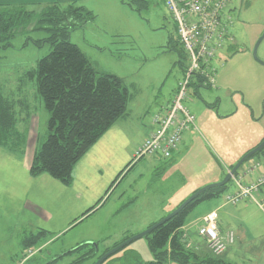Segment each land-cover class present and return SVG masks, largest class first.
<instances>
[{"label": "rangeland", "instance_id": "374dc122", "mask_svg": "<svg viewBox=\"0 0 264 264\" xmlns=\"http://www.w3.org/2000/svg\"><path fill=\"white\" fill-rule=\"evenodd\" d=\"M148 2V7L139 13L118 0L89 4L87 9L95 19L71 33L70 41L98 73L121 78L130 93L133 90L129 85L134 83L140 92L129 106L130 119L115 122L93 145L91 153L74 167L69 186L45 175L56 185L51 186L40 177L31 181L34 183L30 189L19 188L14 176L17 172L1 170L7 161L2 156L0 264H95L105 248L112 249L114 243L125 237L129 239L146 231L148 225L167 217L197 190L220 182L222 174L243 157L239 155L245 148L264 137L258 123L264 112V66L252 56L253 47L264 32V0H231L228 14L233 22L230 34L235 43L230 50L223 48L216 54L215 87H201L197 95L189 89L191 97L186 105L195 118V130L189 132L191 140L181 145L170 161L148 157L135 161L137 164L125 171L124 177L110 189L107 199L78 219L105 195L118 174L133 160V148L144 140V127L152 130V115L169 102L171 91L182 75L174 23L161 2ZM70 3L58 2L62 7ZM45 37L44 31L26 30L14 36L10 48L0 51L3 93L15 92L22 75L48 54L51 46L37 42ZM257 58L264 62V39ZM186 63V58H181V65ZM25 86L32 114L20 127L26 128L24 150L28 147L31 154L46 136L48 115L34 82H26ZM113 133L125 150L117 149ZM108 141L110 146L101 148ZM0 154L13 160L23 158L25 153L10 154L0 148ZM252 160L262 157L251 158L241 169ZM41 231L45 235L35 245L26 247L22 243L27 235ZM83 244L84 248L78 252L64 255ZM29 251L33 255L26 259ZM89 251H92L89 256L81 258ZM131 253L143 262L153 259L148 239L142 237L102 264H112V260Z\"/></svg>", "mask_w": 264, "mask_h": 264}, {"label": "trees", "instance_id": "16d2710c", "mask_svg": "<svg viewBox=\"0 0 264 264\" xmlns=\"http://www.w3.org/2000/svg\"><path fill=\"white\" fill-rule=\"evenodd\" d=\"M118 1L138 13L146 9L149 4L148 0ZM94 19L95 16L91 11L76 3H70L64 7L56 2L43 6L22 4L0 6V51L10 48L14 36L26 30L30 32L44 31L47 37L37 42L41 44L48 43L51 46L48 54L38 60L34 68L27 70L22 75L21 85L15 92L3 93L0 89V148L5 149L8 153L15 155L25 153L26 128L22 130L20 125L27 123L32 114L30 95L25 86L26 82H34L36 93L48 115L46 136L38 142L33 153L29 168L31 177L45 174L61 184L69 186L72 182L73 168L77 162L115 122L125 119L128 115V105L137 92L134 86L130 85L133 90V93H130L121 78L107 73H98L79 47L70 41V35L75 29L83 28ZM169 43H173L172 39H169ZM234 43L235 41L228 46L229 50L234 46ZM176 45L179 48L178 64L181 67L182 75L178 79L175 89L188 68L187 56L178 39ZM181 58H186L187 63L185 66L181 65ZM201 87L214 88L215 84L214 87H211L205 84L202 78L192 77L187 91L188 98L183 103L188 110L186 101L191 97L189 89L192 88L194 95H197L198 89ZM171 99L172 97L165 106L159 108L157 113L167 109ZM263 140L264 137L254 148ZM172 157L164 161H170ZM254 157L264 158V147L251 158ZM143 158L130 161L109 186L105 195L78 219L93 212L104 199H107L106 196L110 189L121 177H124L125 171L128 172ZM251 158L246 160L244 164ZM135 161L137 162L135 163ZM233 167L230 166L229 170ZM239 169L234 174L235 176L239 173ZM231 190L232 180L230 179L222 187H214L205 191L171 219L145 236L148 239L149 249L153 254L151 261L143 262L137 254L131 253L116 258L111 263L231 264L221 260L220 255H213L203 240V243L191 244L184 231L187 217L193 210L203 203L221 199ZM128 205L125 204L124 206ZM44 235V231L39 232L37 235H27L22 243L26 247L35 245ZM127 239L128 237H125L121 242L115 244L112 249ZM84 246V244L78 246L64 255L78 252ZM110 250L111 248L106 249L103 255ZM199 250H201V254ZM91 252L89 251L87 255L84 254L81 258L89 256ZM59 258H55L51 263Z\"/></svg>", "mask_w": 264, "mask_h": 264}, {"label": "built area", "instance_id": "2783aa9c", "mask_svg": "<svg viewBox=\"0 0 264 264\" xmlns=\"http://www.w3.org/2000/svg\"><path fill=\"white\" fill-rule=\"evenodd\" d=\"M158 1L174 23L178 42L187 56L188 68L177 84L169 107L152 115L153 128L134 152V160L155 156L169 160L178 151L183 133L195 130V118L183 104L188 98L190 80L198 76L205 84L214 87L216 67L213 62L216 54L234 42L228 14L231 0ZM258 167L257 162L246 164L242 172L232 176V190L221 198L223 204L236 206L248 201L264 213V173L253 181L243 179ZM196 234L215 256L223 254L235 241L234 232L222 234L219 231L215 211L200 219ZM32 255L29 251L25 258Z\"/></svg>", "mask_w": 264, "mask_h": 264}, {"label": "crops", "instance_id": "0c3cea01", "mask_svg": "<svg viewBox=\"0 0 264 264\" xmlns=\"http://www.w3.org/2000/svg\"><path fill=\"white\" fill-rule=\"evenodd\" d=\"M63 3V2H80L86 9L89 4H101L104 2V0H0V6L2 5H41V4H50V3ZM89 10V9H87ZM124 81V80H123ZM131 86H134V89H136V94L133 96L132 101L128 105V115L125 119L119 120V123H125L128 119H130L131 111L130 104L133 103L138 96L137 94L140 92L139 87L134 84L130 83ZM129 85V86H130ZM175 90V87L171 91V96ZM258 123L260 125V128L262 130V133L264 134V112L261 115L260 119L258 120ZM112 128V127H111ZM114 129L117 130V127ZM110 131V130H109ZM108 131V132H109ZM192 131V130H191ZM107 132V133H108ZM144 140L148 137L150 131H147V128L144 127ZM190 131H187L183 133L182 135V142L181 145H185L186 142L191 140V135L189 133ZM105 135V134H104ZM109 140L112 138V134H110ZM29 136V135H28ZM113 136L118 144V150L124 149V146H120L119 144V137L117 134L113 133ZM263 139V137H262ZM261 139V140H262ZM143 140V141H144ZM141 141L135 147L133 148V153L135 152L136 148L143 142ZM110 141L107 143H103L101 148H108L110 146ZM258 143H252L249 145V147H246L243 153L239 155L240 157L243 156L245 153H247L249 150L253 149ZM96 145V144H95ZM94 145V146H95ZM180 145V146H181ZM94 146H92L84 156H88L91 151L94 149ZM112 148V147H111ZM114 148V145H113ZM28 147L27 150L22 157L12 158L11 160L9 156H5L0 154V159H7L5 163H3V167L1 170H8V171H15L17 172L16 181H17V187L20 188V186L23 187V189L27 188L30 189V185H32L34 182H31L33 180H37L40 177L46 182H48L51 186H55V182L58 184H61L59 181L53 180L55 182L49 181L47 178H45V174L39 175L37 177H31L29 174V168L31 165L33 152L31 151L28 153ZM179 151V149H178ZM177 151V152H178ZM176 152V153H177ZM176 153L174 155H176ZM3 156V157H2ZM239 157V158H240ZM82 158L80 160H82ZM153 158L156 161H161L163 159L155 156V157H148ZM19 159V160H18ZM9 160V161H8ZM79 160V161H80ZM12 161V163L8 164V162ZM79 161L77 163H79ZM254 162L259 163V167L257 170H254L253 172L248 173L246 176H244V181L249 182L256 179V177L264 173V158L262 160H252ZM76 166V165H75ZM74 166V167H75ZM245 167V166H244ZM244 168L240 170L242 172ZM74 170V168H73ZM124 170V169H123ZM228 170V169H227ZM226 170V171H227ZM227 173V172H226ZM224 174H222V177ZM73 178V173H72ZM63 185V184H61ZM71 185V184H70ZM18 192V190H17ZM215 211L217 215V226L219 231L224 234L227 231L234 232L235 241L234 244L227 248V250L219 256V258L227 263L231 264H264V213L260 211L255 205L251 204L248 201H243L239 205L231 206L228 204H223L222 199H214L209 202L203 203L199 207H197L195 210H193L190 215L187 217L186 224L184 226V231L186 232L188 238L191 241V238H194L195 241L192 242V244L203 243L202 240L197 236L196 230L199 225L200 219L207 215L208 213ZM153 224V223H151ZM150 224V225H151ZM148 225L147 227H149ZM121 242V241H120ZM117 244L114 243L113 246ZM109 249V248H105Z\"/></svg>", "mask_w": 264, "mask_h": 264}, {"label": "water", "instance_id": "95a60500", "mask_svg": "<svg viewBox=\"0 0 264 264\" xmlns=\"http://www.w3.org/2000/svg\"><path fill=\"white\" fill-rule=\"evenodd\" d=\"M263 39H264V33L256 41V43L254 45V48H253V51H252V56H253V58H254V60L256 62H258L259 64H261V65L264 66V62L259 61L258 58H257V50H258L260 44L262 43ZM263 147H264V140L256 148H254L253 150L247 152L237 162V164L234 165V167L226 173V175L223 177V179L220 182L215 183V184H211V185H208V186H205L202 189L197 190L188 199H186L184 202H182L181 205L178 206V208H176L167 217H165L164 219L160 220L159 222H157L156 224H154L153 226H151L146 231H144V232H142V233H140V234H138V235H136L134 237H131V238L127 239L122 244H120L117 247L111 249L110 251H108L107 253H105L101 258H99L95 264H102L106 259H108L110 256H112L116 252L120 251L122 248H124L125 246H127L131 242H133V241H135L137 239H140L142 237H145V236L149 235L156 227H158L159 225H162L167 220L171 219L174 215H176L179 211H181L184 207H186L191 201H193L195 198H197L199 195H201L205 191H207V190H209L211 188H214V187H222V186L226 185L230 181V179L232 178V176L237 172V170L242 166V164H244V162L246 160H248L249 158H251L253 155H255L256 153H258Z\"/></svg>", "mask_w": 264, "mask_h": 264}, {"label": "flooded vegetation", "instance_id": "af4514ba", "mask_svg": "<svg viewBox=\"0 0 264 264\" xmlns=\"http://www.w3.org/2000/svg\"><path fill=\"white\" fill-rule=\"evenodd\" d=\"M233 26V22H232V20H231V26H230V28ZM264 33V32H263ZM262 33V34H263ZM254 48V47H253ZM226 49H228V47H226ZM258 51V50H257Z\"/></svg>", "mask_w": 264, "mask_h": 264}]
</instances>
